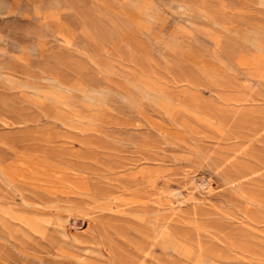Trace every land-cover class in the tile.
I'll return each mask as SVG.
<instances>
[{
    "label": "rangeland",
    "instance_id": "374dc122",
    "mask_svg": "<svg viewBox=\"0 0 264 264\" xmlns=\"http://www.w3.org/2000/svg\"><path fill=\"white\" fill-rule=\"evenodd\" d=\"M0 264H264V0H0Z\"/></svg>",
    "mask_w": 264,
    "mask_h": 264
}]
</instances>
